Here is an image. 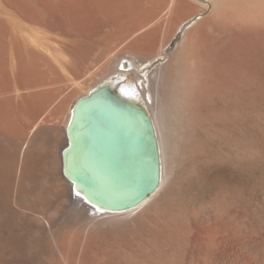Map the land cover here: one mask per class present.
I'll return each mask as SVG.
<instances>
[{"label": "bare ground", "instance_id": "6f19581e", "mask_svg": "<svg viewBox=\"0 0 264 264\" xmlns=\"http://www.w3.org/2000/svg\"><path fill=\"white\" fill-rule=\"evenodd\" d=\"M123 41L124 52L140 60L107 56L98 83L78 97L67 91L81 70L89 71L82 68L90 56L100 49L106 56ZM144 63L139 88L123 72ZM101 84L133 102L143 93L150 107L159 184L133 207L101 204L87 190L84 199L66 176L77 174L65 168L71 154H63L69 139L73 144L74 104ZM187 96L201 112L211 107L213 117L233 118L236 127L238 121L236 139L253 152L251 164L264 175V0H0V264H264V222L253 225L231 202L202 220L171 214L145 244L127 240L103 248L75 233L82 212L118 220L163 191L169 178L164 127ZM107 151L106 163L97 156L102 167L112 161ZM145 155L152 164L153 153ZM137 159L117 151L112 162L127 172ZM82 181L85 189L92 184ZM129 196L119 193L117 202Z\"/></svg>", "mask_w": 264, "mask_h": 264}, {"label": "rangeland", "instance_id": "374dc122", "mask_svg": "<svg viewBox=\"0 0 264 264\" xmlns=\"http://www.w3.org/2000/svg\"><path fill=\"white\" fill-rule=\"evenodd\" d=\"M50 34L52 37L58 38L55 34ZM120 43L119 47L113 44L109 49L110 51H106V56L103 49L97 50L96 54L101 52L97 55L92 54L94 58L92 59L90 56L87 68H85L86 66L82 68L89 71L84 73V70H81L83 77L81 78V72L78 73V84L75 82L67 91L69 89V91L76 90V97H78L86 93L87 89L95 83H98L100 77L97 70H101L99 68L105 63L107 56L120 53L124 58L136 57L124 52L126 41ZM170 45L168 47H171ZM114 46L116 49L113 48ZM121 48L123 51L119 50ZM171 49L167 48V51ZM99 55L102 56L97 57ZM104 58L105 60H103ZM168 58L169 56H165L162 61L164 62ZM136 59L137 61L140 60L137 57ZM157 59L152 58L151 61ZM101 63L103 64L101 65ZM147 64L144 63L141 69L129 65L128 71L123 72L126 74V81L128 80V82L139 88H144V85L139 83L141 80L139 81L137 76L144 73L142 69ZM89 67L91 70L88 69ZM119 68H122V66ZM86 73L88 74L86 75ZM94 76H96L95 81ZM111 80L108 78L104 82L107 83ZM83 91L85 92L83 93ZM144 97L142 93L141 101L135 103L143 106L150 114V107L143 101ZM188 97L191 98L187 96L186 102H182L184 105L180 103V107H177L179 109L174 116L175 118L173 117V121H171L173 124L169 121L172 127L168 126V123L164 127L163 135L165 137H163V141L169 178L163 191L142 210L127 216H118V220H116V217L104 215H102L103 218L101 216H99L100 218L89 217V214L82 212V218L78 220V226L75 227L77 235H86V238L90 236L87 239L91 243H94V245L101 243L102 247L104 246L103 248L106 245H115V242L125 245L128 243L127 240L131 241L132 244V241H134V245H136L138 241L139 243L140 241L146 242L147 237L164 220V222H167L171 214H178L183 220L187 219V221L198 220V218L202 220L215 214L219 207L230 202L238 211L246 213L253 225L264 222V175L257 170L255 171L253 164H251L253 152L243 148L239 143V139H236V137L238 138V121L236 127L235 121H230L233 118L223 120L216 116L213 117L211 107H209V112L203 110L202 107L201 112L195 108L192 98L190 99L192 103L188 104ZM222 106H224L222 112L229 113L230 108H228V105L222 104ZM231 115L233 116V114ZM231 115L229 116L232 117ZM67 189L68 191L71 190L70 185ZM76 205L81 207L78 204ZM83 218L88 220L84 219V221ZM85 237L83 236L82 239Z\"/></svg>", "mask_w": 264, "mask_h": 264}, {"label": "water", "instance_id": "95a60500", "mask_svg": "<svg viewBox=\"0 0 264 264\" xmlns=\"http://www.w3.org/2000/svg\"><path fill=\"white\" fill-rule=\"evenodd\" d=\"M72 111L69 124L72 125L73 144L69 139L63 154L67 157L71 154V165L69 159L64 158L65 168L71 167L77 173L75 176L78 178L75 179L81 183L75 184L74 177L71 178L64 171L72 181L75 193L84 199L90 193H95L100 197L101 204L110 207L120 204L118 208L133 207L148 197L159 184L160 158L155 127L145 108L127 95L117 94L112 88L101 84L80 97ZM108 149L112 161L118 151L128 159L138 158L136 166L131 170L126 168L127 172L122 165L117 166L112 161L110 166H100L97 156L102 155L105 162ZM149 151L153 153V167L146 162L145 154ZM150 167L151 173L147 172ZM80 179L92 184L85 189ZM135 188L136 194L131 196ZM119 193H128L130 199L117 202Z\"/></svg>", "mask_w": 264, "mask_h": 264}]
</instances>
